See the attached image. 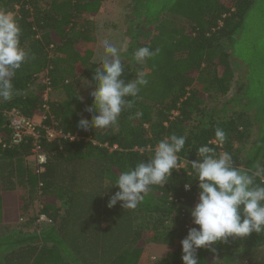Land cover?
I'll list each match as a JSON object with an SVG mask.
<instances>
[{"label":"trees","instance_id":"16d2710c","mask_svg":"<svg viewBox=\"0 0 264 264\" xmlns=\"http://www.w3.org/2000/svg\"><path fill=\"white\" fill-rule=\"evenodd\" d=\"M103 1L0 0V11L14 14L21 46L31 54L16 71L12 98L0 100V264H140L151 243L169 246L167 256L153 264H182L180 240L194 226L189 210L198 203L190 165L199 158L197 149L208 145L216 154L228 152L234 166L250 174L264 165V132L249 146L251 123L242 113L216 118L204 102L205 95L225 96L231 89L234 71L222 42L237 38L254 0H176L167 12L186 22L178 34L160 25L164 9L153 14L151 1L144 0L151 40L132 35L121 57L122 78L135 79L144 71L148 84L136 97L125 98L132 107L114 126L86 131L95 144L47 142L40 136L47 163L44 172L35 171L27 159L30 139L10 145L4 113L44 116L40 133L42 126L81 132L78 121L91 118L86 111L91 98L81 99L79 86L82 80L92 86L101 60L93 59L92 23L76 21L82 14L95 15ZM139 47L159 53L139 64L133 56ZM243 89L247 94V86ZM217 128L226 133L222 144L215 140ZM172 134L185 136L186 143L166 183L151 186L134 209L119 201L108 208L118 175L147 163L157 143ZM255 183L264 185L261 177ZM41 214L51 223L38 231ZM215 247L216 253L198 250L200 264H219V254L226 264L248 253L264 254V232L230 237Z\"/></svg>","mask_w":264,"mask_h":264},{"label":"clouds","instance_id":"9594fccd","mask_svg":"<svg viewBox=\"0 0 264 264\" xmlns=\"http://www.w3.org/2000/svg\"><path fill=\"white\" fill-rule=\"evenodd\" d=\"M21 28L12 12L0 11V100L8 101L13 95V78L16 71L30 58V51L21 46ZM103 56L92 77L91 104L86 111L90 119H80L78 127L84 131L114 126L121 112L131 108L126 97H136L148 84L147 74L137 71L135 79L125 80L121 51L109 40L102 42ZM159 49L139 47L134 53L137 63L158 55ZM94 113V114H93ZM141 115L140 113L136 114ZM217 143H223L226 133L217 128ZM186 143L183 135L172 134L160 140L147 163L139 162L135 168L121 172L107 207L121 202L122 208L134 209L154 185H164L178 163ZM198 159L190 162L198 180V203L189 210L193 227L180 240L182 264H200L199 249L216 253L215 245L227 242L230 237H244L264 232V185L255 183L264 177V165L257 164L255 171L234 166L228 152L214 153L208 145L197 149ZM190 185H185L188 189Z\"/></svg>","mask_w":264,"mask_h":264},{"label":"rangeland","instance_id":"374dc122","mask_svg":"<svg viewBox=\"0 0 264 264\" xmlns=\"http://www.w3.org/2000/svg\"><path fill=\"white\" fill-rule=\"evenodd\" d=\"M150 1L151 13L162 9L165 11L159 17L160 25L171 30L173 34L180 33L179 25L185 27L186 22L167 12L176 0ZM40 4L44 5L45 2ZM144 8V0H104L95 15L82 14L76 22L81 24L89 21L93 26V59H102V42L105 39L113 43L121 53L134 34L140 41L151 40L152 27L144 23ZM164 36L170 38L167 34ZM222 46L230 53L234 78L231 89L225 96L205 95L206 110L216 118L227 117L232 112L242 113L251 123V138L248 143L250 146L264 132V0L253 1L244 16L237 38L232 43L224 40ZM245 86L247 94L244 95ZM79 91L81 99H86L92 86L82 80ZM36 223L38 231L48 226L43 222ZM26 228L29 231L35 230L30 226ZM263 256L260 253H248L242 255L236 264H264ZM216 259L219 264H226L222 254L217 255ZM154 261L155 257L149 247H145L140 264H153Z\"/></svg>","mask_w":264,"mask_h":264},{"label":"built area","instance_id":"2783aa9c","mask_svg":"<svg viewBox=\"0 0 264 264\" xmlns=\"http://www.w3.org/2000/svg\"><path fill=\"white\" fill-rule=\"evenodd\" d=\"M6 125L10 132L9 143L10 145H18L26 138L30 139V152L27 157L28 161L31 162L37 173H42L45 170V164L47 163V155L41 150L39 143L40 136L47 142H73L78 140L91 141L95 144V140L86 131H63L56 129L53 126H42V133L38 130L41 126L44 116H40V122H37L34 117L28 118L22 115L19 111L11 109L4 113ZM106 146V145H105ZM116 146L109 148L114 149ZM222 153V151H220ZM261 181L264 182V177H261ZM37 222H43L46 225L51 223L45 215H39Z\"/></svg>","mask_w":264,"mask_h":264},{"label":"crops","instance_id":"0c3cea01","mask_svg":"<svg viewBox=\"0 0 264 264\" xmlns=\"http://www.w3.org/2000/svg\"><path fill=\"white\" fill-rule=\"evenodd\" d=\"M34 119L37 122H40V120H41L40 116H34ZM3 223H5V222H3ZM145 247H149V250L154 255L155 259L165 258L168 254V251H169V246L165 245V244L151 243Z\"/></svg>","mask_w":264,"mask_h":264}]
</instances>
